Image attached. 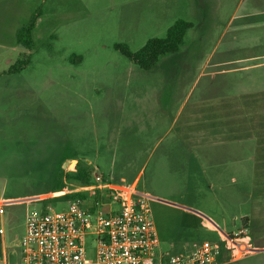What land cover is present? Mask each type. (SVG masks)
<instances>
[{
  "label": "rangeland",
  "instance_id": "obj_1",
  "mask_svg": "<svg viewBox=\"0 0 264 264\" xmlns=\"http://www.w3.org/2000/svg\"><path fill=\"white\" fill-rule=\"evenodd\" d=\"M32 20L28 49L16 33ZM179 20L191 23L183 44L149 70L116 48L136 52ZM17 61L21 70L11 72ZM263 88L264 0H0V262H19L30 211L94 199L89 192L49 196L62 170L74 172L79 161L108 183L136 179L138 191L162 200L148 203L161 237L191 247L217 242L201 219L219 214L222 191L198 176L197 160L202 149L223 146L196 136L221 102ZM235 99L257 100L252 108L264 115V96ZM73 158L78 163L68 165ZM256 161L246 205V239L255 250L229 264H264L261 147ZM80 187L65 182L61 191ZM159 250L172 252L171 243L161 239Z\"/></svg>",
  "mask_w": 264,
  "mask_h": 264
},
{
  "label": "built area",
  "instance_id": "obj_2",
  "mask_svg": "<svg viewBox=\"0 0 264 264\" xmlns=\"http://www.w3.org/2000/svg\"><path fill=\"white\" fill-rule=\"evenodd\" d=\"M86 192L99 199H72L61 211L29 212L16 264H229L255 250L246 240L249 232L242 229L224 244L205 241L188 252H160L148 210L152 197L138 191L136 183H108L93 174L91 183L49 196ZM0 264L9 262L5 258Z\"/></svg>",
  "mask_w": 264,
  "mask_h": 264
},
{
  "label": "crops",
  "instance_id": "obj_3",
  "mask_svg": "<svg viewBox=\"0 0 264 264\" xmlns=\"http://www.w3.org/2000/svg\"><path fill=\"white\" fill-rule=\"evenodd\" d=\"M242 96H264V88L240 94L234 97L232 101L221 102L216 106L217 111L214 120L207 117L202 118L205 124L196 136L199 144L204 143V146L207 145L206 142H214L216 146H223L218 152L202 149V153L197 160L198 176L208 180L222 191L221 196L224 205L220 208L219 214H209L206 215L207 217L203 216L204 218H202L201 213H194L191 209L187 210L192 211L193 215H199L200 219L202 218L201 223L203 222L205 231L213 238L209 240H216L215 243H226L232 237L230 234L241 225V220L249 217L251 208L247 209L246 205L251 202L252 198L250 186L253 183L254 172L258 166V161H256L257 150L259 147L264 150V115L255 114L252 108L254 103L258 104L257 100L246 102V105L238 104L239 100L237 101L235 98ZM240 106H245V112L239 110ZM206 124H209L208 128ZM260 167L264 170V166ZM125 180V178H122L121 181ZM136 182L135 179L131 184ZM150 196L152 197L151 200L162 201L152 195ZM205 218L209 222H206ZM210 222L214 223V226ZM247 228L243 225L239 230ZM158 233L160 240L163 241L164 239L171 243L172 252H188L192 249L188 241H178L179 239L177 240L176 236L165 237L164 234L161 237L160 230H158Z\"/></svg>",
  "mask_w": 264,
  "mask_h": 264
},
{
  "label": "trees",
  "instance_id": "obj_4",
  "mask_svg": "<svg viewBox=\"0 0 264 264\" xmlns=\"http://www.w3.org/2000/svg\"><path fill=\"white\" fill-rule=\"evenodd\" d=\"M33 27H34V20H32L30 24H28L27 26L21 27L16 33L17 42L21 46L28 49H30L32 46L31 32ZM190 27H191V23L183 20H179L172 27L169 28L167 32V36L165 38L149 39L146 45L136 52H132L125 45L118 44L116 45V48L120 50L135 65H137L141 69L149 70L157 63L160 56H163L168 53H174L179 49V47L183 44V39L186 34V31ZM20 63L22 62L17 61L15 64H13L10 71L14 73L19 72L22 67ZM62 171H63L62 178L56 186L57 191L62 190L65 182L71 184L76 183L81 186L87 185L91 183L93 176L92 171L87 167V165L86 164L85 166L81 165L80 161L77 164L76 170L74 172H70L66 174V176H64V170ZM65 177L67 178V181H65ZM119 180L121 181L122 178H120ZM78 195H82L84 198H88L87 196L84 195V193H78ZM72 196L73 194L72 195L69 194L63 197L70 198ZM98 196L97 197L94 196V199H99ZM248 222H249L248 217L243 218L242 220L243 225L249 228Z\"/></svg>",
  "mask_w": 264,
  "mask_h": 264
},
{
  "label": "water",
  "instance_id": "obj_5",
  "mask_svg": "<svg viewBox=\"0 0 264 264\" xmlns=\"http://www.w3.org/2000/svg\"><path fill=\"white\" fill-rule=\"evenodd\" d=\"M67 163H68V165H70V164H72V163L77 164V163H78V160H75V159H73V160H68ZM257 251L261 252V251H263V249H262V250H257Z\"/></svg>",
  "mask_w": 264,
  "mask_h": 264
}]
</instances>
